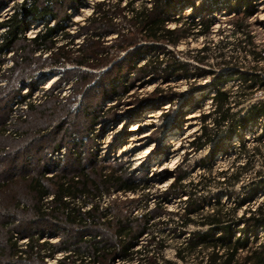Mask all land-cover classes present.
I'll return each instance as SVG.
<instances>
[{
    "label": "rangeland",
    "instance_id": "rangeland-1",
    "mask_svg": "<svg viewBox=\"0 0 264 264\" xmlns=\"http://www.w3.org/2000/svg\"><path fill=\"white\" fill-rule=\"evenodd\" d=\"M22 1L0 0V23L12 14L13 6ZM100 1H105L109 6L116 2L80 0L77 6L66 0L57 2L58 18L56 21L50 20L49 24L52 26L58 21L59 24L63 23L62 18L68 16L70 22H64L63 25L69 34H75L79 27L86 25L94 5ZM132 1L134 8L149 3V0ZM249 2L250 6L247 7L246 3L235 0H197L193 10L190 7L178 8L176 17L199 12L205 18L214 19V25L205 37L190 36L176 47L166 48L192 74L186 79L181 76L163 77V74L155 78L138 77L135 69L142 66L144 59L150 55L146 44L137 42L128 50L117 52L113 47L116 34L104 39L103 53L108 58L104 63H100L97 57L99 60L88 62L82 67L74 63L55 67L46 53L33 55L30 65L26 64L12 72L9 70L14 66L12 54L0 57V264H30L10 257L12 237L16 236L18 245L24 246L28 238L38 235L41 236L40 243H55L61 237L75 235L73 229L54 214L44 217L34 214L36 206L40 205L37 194L30 188L32 181L38 180L44 190L55 192L54 183L59 179L80 181L85 179L81 177L83 174L89 180L98 181L99 176L111 173L123 179L133 178L140 185L139 191L130 194L110 188L107 192L93 195L95 198L91 199L92 203L119 213L130 212L136 217L147 214L159 203L161 210H155L149 230L140 239L136 249L154 250L156 253L151 240L163 239L165 247L162 255L170 261H176L174 253L178 243L195 228L182 229L177 217L169 215L181 212L186 196L179 198L172 192H165L177 168L187 171L189 181L193 183L207 176V171L198 163L211 146L200 152L187 153L191 151L188 144L199 130L202 115L211 110L213 79L231 77L233 80L226 82L223 87H233L234 90L240 84L238 73H256L264 82V60L252 61L248 48L243 43L238 44L244 41V35L248 32L253 43L260 49L264 48V0ZM5 8L10 9L7 16L3 12ZM244 10L249 14L243 20V32L234 35L233 23L240 22ZM235 11L241 13L234 16ZM115 22L118 23L119 18ZM169 26L173 28L174 24ZM42 28L40 22L28 21L26 38H33ZM118 28L122 29L120 24ZM2 33L3 29H0V35ZM80 33L82 35L73 40L74 46H69V40L64 38L58 39L57 46L75 51L85 37L84 32ZM220 42L222 44L219 45ZM203 46L209 48L208 57L203 64H199L193 57ZM219 55L224 61H231V64L219 66ZM77 56L78 53H73L70 58ZM133 56L138 57V60H133ZM197 68L207 73L196 76ZM53 78V85L47 87L48 81ZM156 88L164 90V93L154 96ZM27 94H30L32 108L21 103L20 99ZM263 98L264 91H256L253 98L233 111L241 109L243 114L250 104ZM156 110L161 115L155 120H148L146 116ZM134 124H140V131L134 132L136 138L141 133H150L143 145L138 140L129 141L134 134L129 129ZM258 133V123L244 133L248 148H252L251 142ZM222 136L219 135L218 142L225 152L212 159L211 174H208L210 183L197 195L207 197L210 202L219 196L230 207L244 195V188L254 178L253 172L261 171L262 167L260 159L255 158L253 170L243 174L239 183L232 188L219 184L222 180L217 178V174L233 170L230 168L239 146L237 137L223 141L220 139ZM145 147L151 148V154L144 157L140 155L141 158L137 159L138 151ZM243 161L239 158L237 165ZM263 200L262 189L255 201L260 203ZM130 201L136 203L133 205ZM74 205H80V200H75ZM83 209L87 210L86 207ZM242 211L237 214L240 215ZM107 234L105 229H91L86 237L100 235L104 238ZM259 236L264 237V231ZM62 256L63 253H57L37 264H58ZM138 263L135 258L130 262L115 259L112 264ZM175 263L193 264L190 261ZM141 264L144 262L141 261Z\"/></svg>",
    "mask_w": 264,
    "mask_h": 264
},
{
    "label": "trees",
    "instance_id": "trees-1",
    "mask_svg": "<svg viewBox=\"0 0 264 264\" xmlns=\"http://www.w3.org/2000/svg\"><path fill=\"white\" fill-rule=\"evenodd\" d=\"M62 1L65 0H23L22 3L13 6L12 14L0 23V29H3L0 35V57L12 54L14 66L9 69L10 71L14 72L19 67L30 65L33 55L41 56L46 53L49 54V60L55 67L65 63H74L82 67L88 62L99 59L100 63H104L108 60L103 53L104 39L116 34L113 47L117 52L126 51L137 42L146 44V50L150 55L143 58L142 66L135 69V75L138 77L155 78L163 74V77L181 76L186 79L192 74L188 72L186 65L174 58L166 48H174L180 41L190 36L205 37L214 25V19L205 18V15H200L199 12L191 13L186 17L178 15L176 17L178 8L190 7L193 10L197 0H149L148 5L143 4L140 8H134L132 0H116L112 6L107 5L105 1L96 3L91 16L86 20V25L78 28L79 33L69 34L63 25L64 22H70L68 16L62 18L63 23L59 24L58 21L55 25L49 24L50 20H57L55 4ZM66 1L73 6H77L80 2V0ZM238 1L246 3L247 7L250 6V0H235ZM122 4L124 7H121ZM240 13L235 11L234 16ZM248 14L244 10L240 22L233 23L234 35L243 32V20ZM117 18H119L118 23L115 22ZM28 21L40 22L43 25L33 38L25 36ZM172 23L173 28L169 26ZM119 24L122 29L118 28ZM80 32H84L85 37L82 45L75 51L57 46L59 38L68 39V45L74 46L73 40L76 36L82 35ZM244 36V41H239L238 44L243 43L248 48L252 61H263L264 48L260 49V46L255 45L248 32ZM208 51L209 48L203 46L196 51L194 60L203 64L208 57ZM73 53H78V56L70 58ZM160 55L163 56L160 58ZM218 57H220V61L217 62L219 66L231 64V61H224L222 55ZM132 59L138 60V57L133 56ZM206 73L198 68L195 72L196 76ZM237 75L240 84L235 90L233 87L228 89L223 87L226 82L233 80L231 77L225 78V81L219 77L213 79L211 110L202 115L199 130L188 144L191 151L187 154L200 152L211 146L198 163L207 171V176L193 183L189 181L187 171L176 167L177 169L172 173L173 179L165 192L166 194L172 192L179 198L186 196L181 212L169 215L177 217L180 228H195L189 232L187 238H183L178 243L175 249L174 259L179 262L264 264V237L259 236L260 232L264 231V200L260 203L255 201L261 190L264 191V98L250 104L242 112L243 114L241 109L233 111L253 98L256 91H264V82L256 73ZM162 93L164 90L159 88L153 91L154 96ZM20 100L26 107L32 108V102L29 101L30 94L22 96ZM255 123L260 124V133L254 136L251 142L252 148H248L249 143L244 141V133ZM220 134H223L220 137L223 141L237 137L239 146L237 157L231 164L230 169L233 170L229 172L228 169L217 174V178L222 180L221 183L218 182L219 184L232 188L239 183L243 174L253 170L252 162L255 158L260 159L262 167L261 171L253 172L254 178L244 188V195L230 207L222 202L219 196L210 202L207 197L197 195L198 191L203 190L210 183L208 174H211L212 159L217 154L225 152L224 147L218 142ZM239 158L244 161L237 165ZM81 177L85 179L80 181L59 179L54 183L55 192L44 190L38 180L31 182L30 188L37 194L40 205L36 206L34 214L39 217L54 214L67 227L72 228L75 235L61 237L55 243L45 241L40 243L41 236L38 235L28 238L24 246L18 245L16 236L12 237L11 258L16 257L15 259L28 261L30 264L36 261L37 264V262L43 263L44 259L52 258L57 253H63L58 264H112L115 259L130 262L135 258L140 264L141 261L144 264H176V261H170L162 255L165 247L163 239L151 240L156 253L153 252L154 250L136 249L140 239L149 230V222L154 219L155 210H161L159 203L153 210L140 217L133 216L130 212L119 213L109 207L103 209L98 203H92L91 199L95 198L93 195L107 192L110 188H114L116 192L136 194L140 185L135 183L133 178L123 179L113 173L99 176L98 181L89 180L83 174ZM50 197V201H47L46 199ZM75 200L76 202L80 200V205H74ZM135 203L136 201H130V204ZM84 207L87 210H84ZM240 211L242 212L238 215ZM91 229H105L108 236L86 237ZM150 254L151 256L148 257Z\"/></svg>",
    "mask_w": 264,
    "mask_h": 264
},
{
    "label": "bare ground",
    "instance_id": "bare-ground-1",
    "mask_svg": "<svg viewBox=\"0 0 264 264\" xmlns=\"http://www.w3.org/2000/svg\"><path fill=\"white\" fill-rule=\"evenodd\" d=\"M9 8H5L4 10H3V12H4V14L7 16L8 14H6L7 12H9ZM188 10V9H187ZM3 14V15H4ZM54 81H55V79L53 78V79H51V80H49L48 81V85H47V87H49V86H51V85H53V83H54ZM161 115V112L160 111H158V110H156V111H154V112H152L151 114H149L148 116H146L147 117V119L149 120V119H157V117L158 116H160ZM129 131L130 132H136V131H140V124L138 125V124H134V125H132L131 126V128L129 129ZM149 132V131H148ZM148 132H144V133H141V135L140 136H138L137 138L135 137L136 136V133H134L133 135H132V137L130 138V140L129 141H136V140H138L142 145L143 144H145L146 142H147V139L150 137V133H148ZM150 147H145V148H143V149H141L140 151H138V153H137V159H140L141 157H140V155H143L142 157H144V156H148L149 154H151V151H150Z\"/></svg>",
    "mask_w": 264,
    "mask_h": 264
}]
</instances>
